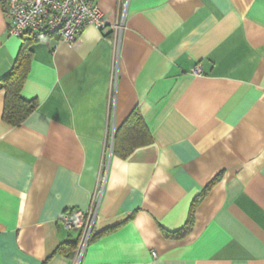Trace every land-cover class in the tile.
Masks as SVG:
<instances>
[{"label": "crops", "instance_id": "0c3cea01", "mask_svg": "<svg viewBox=\"0 0 264 264\" xmlns=\"http://www.w3.org/2000/svg\"><path fill=\"white\" fill-rule=\"evenodd\" d=\"M118 1L93 0L105 29L31 47L20 126L0 90V264H70L59 217L99 186L82 264H264V0H129L114 87ZM20 45L0 9V80ZM135 110L152 142L124 159Z\"/></svg>", "mask_w": 264, "mask_h": 264}, {"label": "built area", "instance_id": "2783aa9c", "mask_svg": "<svg viewBox=\"0 0 264 264\" xmlns=\"http://www.w3.org/2000/svg\"><path fill=\"white\" fill-rule=\"evenodd\" d=\"M129 0H119L120 21L111 26L114 46L112 82L117 83V63L122 35L125 30ZM0 9L7 20L10 37L21 38L30 34L36 38L56 37L60 42L72 44L89 26L105 29L107 22L93 0H0ZM194 75L201 73L196 67ZM103 195V186L91 194L85 210L68 209L59 217L67 231L77 232V244L70 264H82L85 253L94 236L95 224Z\"/></svg>", "mask_w": 264, "mask_h": 264}, {"label": "trees", "instance_id": "16d2710c", "mask_svg": "<svg viewBox=\"0 0 264 264\" xmlns=\"http://www.w3.org/2000/svg\"><path fill=\"white\" fill-rule=\"evenodd\" d=\"M20 39L21 45L13 67L9 73L0 80V90L4 91L2 120L12 127L20 126L32 113L35 112L38 107L36 99L29 101L24 100L21 97V91L30 72L32 57L30 49L33 45L43 41L45 38L39 39L30 34H26ZM151 142L152 139L143 125L141 116L139 112L135 110L114 133L112 152L113 154L125 159L135 149L150 145ZM195 205L196 200L191 206L188 224H191L193 221ZM186 232L187 229H184V231L177 233L175 237H183ZM168 236L172 237L174 235ZM93 239L94 236L91 241ZM76 244L77 239L76 243H72V245H70V253L68 254L70 259L73 257ZM62 249H64V246H61L58 251L60 252Z\"/></svg>", "mask_w": 264, "mask_h": 264}]
</instances>
